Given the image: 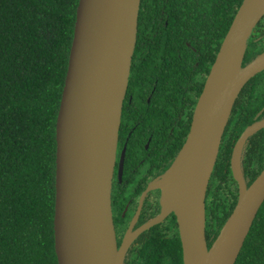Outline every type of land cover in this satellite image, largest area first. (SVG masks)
Returning <instances> with one entry per match:
<instances>
[{
    "label": "trees",
    "instance_id": "obj_1",
    "mask_svg": "<svg viewBox=\"0 0 264 264\" xmlns=\"http://www.w3.org/2000/svg\"><path fill=\"white\" fill-rule=\"evenodd\" d=\"M242 2L142 0L126 107L135 114L140 110L135 108L147 107L169 113L170 128L183 144ZM78 4L0 0V264H59L54 230L56 127ZM263 53L264 16L248 39L243 65ZM263 119L264 70L243 87L223 136L207 193L209 247L239 200L231 166L234 147L248 126ZM241 164L250 186L264 170V128L245 143ZM176 234L153 264H184ZM236 264H264V203Z\"/></svg>",
    "mask_w": 264,
    "mask_h": 264
},
{
    "label": "water",
    "instance_id": "obj_2",
    "mask_svg": "<svg viewBox=\"0 0 264 264\" xmlns=\"http://www.w3.org/2000/svg\"><path fill=\"white\" fill-rule=\"evenodd\" d=\"M141 3L79 0L56 127L54 230L59 264L125 262L127 244L118 245L112 188ZM263 16L264 0H243L207 77L188 137L163 176L162 182L174 176L163 213L135 232L137 236L175 212L184 264H236L264 203V170L248 186L241 164L244 145L264 128L263 119L248 126L234 147L231 166L239 200L209 247L208 188L235 102L249 80L264 70V53L243 65L248 39ZM117 61L121 68L114 80V73L110 78L107 73Z\"/></svg>",
    "mask_w": 264,
    "mask_h": 264
},
{
    "label": "flooded vegetation",
    "instance_id": "obj_3",
    "mask_svg": "<svg viewBox=\"0 0 264 264\" xmlns=\"http://www.w3.org/2000/svg\"><path fill=\"white\" fill-rule=\"evenodd\" d=\"M126 105L125 98L112 188L114 223L119 248L127 244L124 264H153L173 235L179 233L182 241L176 213L170 212L137 236L135 232L163 213L161 181L186 140L182 144L178 134H173L169 113L157 114L147 107L135 108L140 109L135 114Z\"/></svg>",
    "mask_w": 264,
    "mask_h": 264
},
{
    "label": "bare ground",
    "instance_id": "obj_4",
    "mask_svg": "<svg viewBox=\"0 0 264 264\" xmlns=\"http://www.w3.org/2000/svg\"><path fill=\"white\" fill-rule=\"evenodd\" d=\"M130 44H132V41H130ZM125 51H128V48ZM120 68H121V63L119 61H117L115 63L114 68L107 73V76H109V78H110L114 73V80H115L119 74ZM111 83H112V81H111ZM111 83H110V85H111ZM173 177H174L173 175L167 177L163 182L161 181L162 184L159 182L161 184V188H162V192H163V202H165L168 198L169 192L171 190L172 182H173Z\"/></svg>",
    "mask_w": 264,
    "mask_h": 264
}]
</instances>
